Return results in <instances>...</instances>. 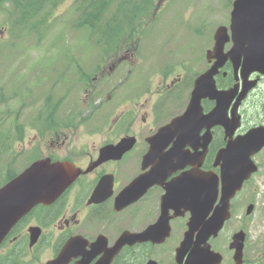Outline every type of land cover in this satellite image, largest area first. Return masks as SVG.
Returning <instances> with one entry per match:
<instances>
[{
	"label": "flooded vegetation",
	"instance_id": "af4514ba",
	"mask_svg": "<svg viewBox=\"0 0 264 264\" xmlns=\"http://www.w3.org/2000/svg\"><path fill=\"white\" fill-rule=\"evenodd\" d=\"M229 38L223 52L232 48ZM243 62L242 55L228 59L214 77L217 92L232 90L228 119L225 123L220 121L221 125H212L211 141L206 148L201 147L202 142L195 145L197 156L191 165L182 164L165 177L151 174L156 168L142 167V160L150 147L148 139L161 127L173 125L186 109L187 92L176 85L180 73L169 72L167 76L172 78L168 83L164 78L162 84L155 85L152 80L151 86H141L136 77L124 86L128 80H123L120 72L112 71L115 65L108 67L111 72L105 77L107 61L100 63V75L92 83L102 80L107 94L106 109L98 118L92 110L97 105L101 108L103 103L92 101L103 93L97 94L95 88L87 87L86 79V84L76 80L77 87L61 88L59 78L48 82L50 92L42 99L40 117L37 112L32 124L36 135L24 150L38 159L67 161L73 165L76 176L57 201L37 206L23 220L24 227L40 229L39 246L29 249L27 263L54 261L69 240L78 238L63 264H96L102 254L91 257V245L105 238L111 246L128 232L144 239L123 246L111 264H264V225L259 215L261 209L264 211V203H250L247 189L250 183L259 186L260 189L255 187V195L264 200V178L261 184L251 182L252 176L243 183L241 191L229 201L228 213L219 216L216 233L211 223L217 220L214 213L222 197L220 174L229 165H241L246 151L245 147L227 148L228 138L222 125L232 127L238 123L230 141L250 129L264 128V76L243 71ZM178 65V71L185 72L184 62ZM242 90H246V98H242ZM213 107L218 108L216 101L209 103L206 112ZM70 115L76 118L68 120ZM169 131L163 153L175 147L173 129ZM123 139H131L132 143L118 159L108 155L99 161L101 149ZM251 159L258 171L264 172V147ZM147 170L150 183H155L136 201L116 203L124 189ZM174 180L179 187L162 209L165 185ZM193 199L195 211L189 210L193 214L190 216L187 204ZM249 206L251 211L247 213ZM20 230L10 242L17 240ZM41 245L44 246L40 250ZM5 251L15 253V248L7 247Z\"/></svg>",
	"mask_w": 264,
	"mask_h": 264
},
{
	"label": "rangeland",
	"instance_id": "374dc122",
	"mask_svg": "<svg viewBox=\"0 0 264 264\" xmlns=\"http://www.w3.org/2000/svg\"><path fill=\"white\" fill-rule=\"evenodd\" d=\"M164 1H161L160 6ZM158 2L159 0H156L154 7ZM230 4L231 0H169L166 11H159L160 17L150 23L152 31L147 35L146 30L143 38L161 41L160 45L169 42L167 62L170 64L178 63L180 60L188 63L191 60L184 73V78L189 84L195 75L197 61L211 46L210 38L214 29L227 24ZM76 7L77 0H64L45 18L41 28L36 32H28L18 26H12L10 3L0 2V85L5 88L3 92L8 94V88L11 86H17L21 80L28 81L22 88L25 89L22 93L20 92L22 89H16L21 99H15V96L11 95L5 102L0 103V129L16 135L15 147H10V152L0 158V180L5 168L17 172L26 165L22 159L24 147L36 135L32 124L40 110L42 99L47 96L49 83L46 80L51 78L50 81H55L58 76L51 73L66 71L67 77L71 78L69 71L71 75L75 68L74 65L65 62L70 60L69 58L76 59L87 71L95 64L96 52L91 49L87 51L84 41H92L96 36L88 39L85 31L74 29ZM195 37L200 39L198 43ZM195 43L199 44L200 48H193L192 44ZM199 63L200 61L198 62L200 67ZM43 76L45 81L34 82L36 78L40 79ZM186 82H183V85H186ZM263 178L264 172L258 171L251 182L261 184ZM251 184L247 187L250 203H264L260 196L255 195L256 189ZM262 206L261 204L260 208ZM259 215L260 223L264 225L262 209Z\"/></svg>",
	"mask_w": 264,
	"mask_h": 264
},
{
	"label": "water",
	"instance_id": "95a60500",
	"mask_svg": "<svg viewBox=\"0 0 264 264\" xmlns=\"http://www.w3.org/2000/svg\"><path fill=\"white\" fill-rule=\"evenodd\" d=\"M232 6L229 29L233 46L227 54L222 53L223 46L228 41V36L226 35L227 29L219 27L214 33L213 50L207 53V59L216 58V62L210 70L196 80L191 94V109L198 108L200 99L204 97H209L210 100H215L218 103V112L213 111L209 115L212 123L215 119L223 118L222 112H225V103H229L232 97L230 91L217 92L213 83V76L227 57L234 60L235 56L242 55L244 56L243 71L264 73V0H235ZM162 132H164V129H162ZM160 137L162 138V134H160ZM263 139L264 135L259 134L258 129H253L242 139L240 138L239 143L235 144L236 149L246 148V163L241 170L232 167V165L225 168L224 176L235 178V183H231L235 186L229 189V192H223V199L228 193H230L229 198L232 197L234 191L239 189L242 179L248 178L250 174L256 171V167L249 158L264 146ZM147 156L149 157V155ZM161 157L158 153H154L150 158L145 159L144 165H147L150 159L152 162L154 159L160 160ZM159 173L160 171L157 169L153 172V175L157 176ZM67 175L62 164L38 161L1 187L0 241L9 227L33 205L54 199L59 191L64 188ZM146 178H148V174L142 177L143 185L146 184ZM216 223L217 221H214V225ZM106 262L107 258H104L102 264Z\"/></svg>",
	"mask_w": 264,
	"mask_h": 264
},
{
	"label": "trees",
	"instance_id": "16d2710c",
	"mask_svg": "<svg viewBox=\"0 0 264 264\" xmlns=\"http://www.w3.org/2000/svg\"><path fill=\"white\" fill-rule=\"evenodd\" d=\"M59 1L61 0H12L13 7L17 9V12L21 15L20 19L26 20L30 19L32 15H38L37 23H43V18L50 12V9L53 8ZM80 5L77 6L78 19L76 22V29L86 28L89 31H96L97 29L101 32V35L106 34L103 30H109L111 27L108 25L110 21H107L103 25L101 22L103 21L104 15L106 13V8L102 0H78ZM130 7V0H125L120 4L119 15L113 16V22H117L118 25L122 22L133 23L135 19V11L134 8L128 10ZM27 22V21H26ZM107 25V26H104ZM36 24H33L29 30L34 29ZM121 28V25H120ZM111 33L114 31L111 29ZM0 136L2 134L0 133ZM2 144V141H1ZM8 264V263H7Z\"/></svg>",
	"mask_w": 264,
	"mask_h": 264
},
{
	"label": "bare ground",
	"instance_id": "6f19581e",
	"mask_svg": "<svg viewBox=\"0 0 264 264\" xmlns=\"http://www.w3.org/2000/svg\"><path fill=\"white\" fill-rule=\"evenodd\" d=\"M248 177L250 178V175ZM233 182H235V178H233V177L226 176L225 179H224V183L227 186H230L231 183H233ZM229 189H231V188H229ZM222 195H223V193H222Z\"/></svg>",
	"mask_w": 264,
	"mask_h": 264
}]
</instances>
